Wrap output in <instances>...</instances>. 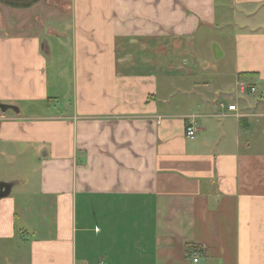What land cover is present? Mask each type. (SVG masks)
<instances>
[{"label": "crops", "instance_id": "crops-1", "mask_svg": "<svg viewBox=\"0 0 264 264\" xmlns=\"http://www.w3.org/2000/svg\"><path fill=\"white\" fill-rule=\"evenodd\" d=\"M68 11L60 87L0 32V264H264V0Z\"/></svg>", "mask_w": 264, "mask_h": 264}, {"label": "rangeland", "instance_id": "rangeland-1", "mask_svg": "<svg viewBox=\"0 0 264 264\" xmlns=\"http://www.w3.org/2000/svg\"><path fill=\"white\" fill-rule=\"evenodd\" d=\"M6 1L25 5L32 0ZM69 5L70 0H35L27 8H11L0 0V32L2 36L37 39L38 47L45 55L42 54L43 57L46 58L48 84H56V87H60L62 82L67 79L71 83V56L74 57L75 54L71 49V37L68 36L70 33H67L65 27L70 22ZM17 29L21 31V34L17 32ZM51 29L55 32L51 33ZM214 51L217 53L216 55H220L217 47ZM1 102L3 103V101ZM62 104L63 102L58 100L50 103L49 106L61 108ZM42 106L44 107L46 104ZM22 108L27 111L25 105ZM6 114L13 115L11 111ZM13 170L14 166L0 161V177L12 173ZM15 170L17 169L15 168Z\"/></svg>", "mask_w": 264, "mask_h": 264}, {"label": "water", "instance_id": "water-1", "mask_svg": "<svg viewBox=\"0 0 264 264\" xmlns=\"http://www.w3.org/2000/svg\"><path fill=\"white\" fill-rule=\"evenodd\" d=\"M8 111L15 115H19V108L15 104L2 103L0 101V117H3ZM14 183L0 182V199L6 198L10 195Z\"/></svg>", "mask_w": 264, "mask_h": 264}, {"label": "built area", "instance_id": "built-area-1", "mask_svg": "<svg viewBox=\"0 0 264 264\" xmlns=\"http://www.w3.org/2000/svg\"><path fill=\"white\" fill-rule=\"evenodd\" d=\"M240 88L243 90L244 89V85L241 84ZM250 91L254 92V89L251 88ZM220 106H222V104H220ZM226 108H227L228 111H232V112H235L237 110L235 104H229V105H227ZM185 135L189 139H193L194 138L195 129H194L193 125H192V122H190L189 125L186 127ZM193 261L196 263L197 262V258H195Z\"/></svg>", "mask_w": 264, "mask_h": 264}, {"label": "trees", "instance_id": "trees-1", "mask_svg": "<svg viewBox=\"0 0 264 264\" xmlns=\"http://www.w3.org/2000/svg\"><path fill=\"white\" fill-rule=\"evenodd\" d=\"M35 2V0L29 1L27 4L25 5H18V4H14V3H10L6 0H2V3L8 5L11 8H17V7H23V8H27L28 6L32 5Z\"/></svg>", "mask_w": 264, "mask_h": 264}]
</instances>
